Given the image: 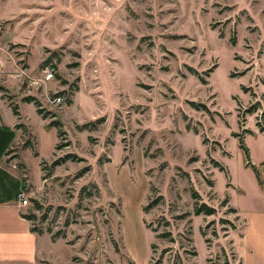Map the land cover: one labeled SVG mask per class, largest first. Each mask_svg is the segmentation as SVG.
I'll use <instances>...</instances> for the list:
<instances>
[{
	"label": "rangeland",
	"instance_id": "obj_1",
	"mask_svg": "<svg viewBox=\"0 0 264 264\" xmlns=\"http://www.w3.org/2000/svg\"><path fill=\"white\" fill-rule=\"evenodd\" d=\"M0 87L68 264H264V0H0Z\"/></svg>",
	"mask_w": 264,
	"mask_h": 264
},
{
	"label": "crops",
	"instance_id": "obj_2",
	"mask_svg": "<svg viewBox=\"0 0 264 264\" xmlns=\"http://www.w3.org/2000/svg\"><path fill=\"white\" fill-rule=\"evenodd\" d=\"M10 111L0 99V264H60V251L67 253L68 264L72 249L48 234L32 232L30 221L22 216L16 197L23 181L4 166L8 150L21 136V116Z\"/></svg>",
	"mask_w": 264,
	"mask_h": 264
},
{
	"label": "trees",
	"instance_id": "obj_3",
	"mask_svg": "<svg viewBox=\"0 0 264 264\" xmlns=\"http://www.w3.org/2000/svg\"><path fill=\"white\" fill-rule=\"evenodd\" d=\"M231 43L232 44L234 43L233 39H231ZM1 91H4L2 87H0V92ZM25 102L26 103H32V102H34V99L33 98H26ZM68 104H70V101L68 102ZM35 106L37 107L36 113L38 114V116H41V118L44 119L45 116L42 114V111L38 108V105H36V103H35ZM258 107H259V105H257V103H256V104L250 106L249 108H247L245 110V113L247 115H251V114L255 113L258 110ZM11 109H12V112H13V114L15 116H19L18 113H17V109L15 107H11ZM241 118L243 120V117H241ZM50 127L60 128V123H58L57 121H54V122L50 123ZM257 128H258L259 133L264 135V128L260 127L259 125H257ZM62 134H63L62 132H58V136L59 137H61ZM249 134H251V131H249ZM234 137L238 141L239 149L241 151H243V153L245 155L246 167H253L251 162H250L249 150H248V148L245 145L244 139L239 134H234ZM72 157L74 158L75 156H72ZM215 166L218 167L220 171H223V168L220 165H218L217 163H215ZM192 199L195 201V203H194V215L195 216H199V215L211 216V215L215 214V209L213 207H210V206H208V205H206L204 203H199L198 202L200 200V197H199V195L196 192L192 193ZM145 210H147V209H145ZM231 212H234V210H231ZM22 216H23V218H25L28 221L31 220L30 216H27V215H22ZM32 232L38 233L34 228H32ZM38 234H40V233H38ZM52 239L54 240V238H52ZM225 264H228V263H225Z\"/></svg>",
	"mask_w": 264,
	"mask_h": 264
},
{
	"label": "built area",
	"instance_id": "obj_4",
	"mask_svg": "<svg viewBox=\"0 0 264 264\" xmlns=\"http://www.w3.org/2000/svg\"><path fill=\"white\" fill-rule=\"evenodd\" d=\"M42 74H43V81L49 82L53 79L54 68L51 65H49L42 71ZM261 183L264 186V175L261 176ZM16 198L21 207H26L28 205V199L25 190H20Z\"/></svg>",
	"mask_w": 264,
	"mask_h": 264
}]
</instances>
